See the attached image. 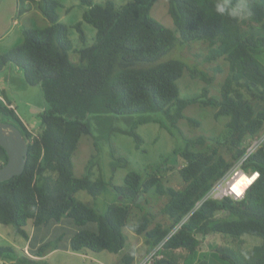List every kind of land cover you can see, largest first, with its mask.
Listing matches in <instances>:
<instances>
[{"label":"trees","instance_id":"obj_1","mask_svg":"<svg viewBox=\"0 0 264 264\" xmlns=\"http://www.w3.org/2000/svg\"><path fill=\"white\" fill-rule=\"evenodd\" d=\"M79 1L87 7L83 21L95 28L94 41L75 50L79 63L68 55L72 45L67 25L59 21L61 0H16L15 17L36 7L47 24L22 27L21 41L0 52V69L8 62L16 65L28 84L41 86L48 104L40 113L41 131L33 133L11 102L0 100V120L13 123L27 142L23 171L0 182V223L10 224L13 234L25 238L31 250L19 255L15 245L0 244L1 264H7L6 259L10 264H49L44 256L57 244L45 237L31 249L34 232L29 236L25 227L31 222L33 229L48 230L63 220L74 225L68 238L73 252L123 251L121 264H133L137 255L132 247L124 249L125 228L143 237L147 251L156 249L150 264H187L173 251L184 249L193 257L200 237L211 232L233 238L259 237L261 242L245 251L223 246L215 250L225 264H264V143L241 165L244 171H258L241 198L202 200L213 182L245 153L248 137L264 131V64L258 59L264 54V0H248L253 14L244 21L216 17L213 0H168L177 36L149 15L156 0H127L122 5L113 0L103 4ZM81 25L78 21L74 27L83 41ZM176 40L204 42L205 60L214 64V72L222 68L213 61H225L228 72L217 95L210 93L215 74L189 69L204 85L198 94L180 96L177 80L188 66L180 59L158 61ZM190 104L211 106L214 119H227L218 134L189 136L184 146L173 148L180 166L167 168L176 170L180 187L168 184L155 170L143 174L135 168L126 172L122 183H114L116 169L128 160L111 147L109 178L94 176L91 162L83 175L74 174L72 157L81 137L91 135L90 116L99 130L104 120L112 118L110 114L163 112L169 122L164 127L172 134L171 128L185 117L183 111ZM185 119L190 125H200L197 119ZM148 121L164 125L150 115L137 124ZM137 124L116 130L131 136L136 148L142 143ZM103 132L101 137H108ZM0 155L2 166L6 153L1 146ZM78 190L94 197L111 193L114 198L98 212L75 198ZM146 194L166 200L154 212L142 205L149 203ZM60 239L57 235L54 242ZM193 262L188 264H208L200 259Z\"/></svg>","mask_w":264,"mask_h":264},{"label":"rangeland","instance_id":"obj_2","mask_svg":"<svg viewBox=\"0 0 264 264\" xmlns=\"http://www.w3.org/2000/svg\"><path fill=\"white\" fill-rule=\"evenodd\" d=\"M92 1L94 3L103 4L106 0ZM113 1L116 5H122L127 0ZM61 2L63 6L58 8L59 21L67 25L68 37L72 45L71 49L68 51V55L73 62L79 63L78 53L75 50L88 46L94 41L95 28L91 24L83 21L82 14L87 7L79 0H61ZM168 8V0H156L149 10V15L168 28L174 30L177 36L178 32L168 12ZM14 14L15 11L11 15L10 22L6 23V28L3 29L4 35L0 39V51L8 50L9 47L11 48L21 41L20 39L17 41L15 40L18 32L21 33L22 27H39L47 23L46 18L40 11L37 13H22L17 17H15ZM29 17H31L32 20L29 21ZM14 19L15 21L13 22ZM78 21H82L81 27L84 32L83 41L80 40L79 33L74 27V24ZM0 32H2V28ZM207 52L208 48H206L205 43L201 40L186 43H180L179 40H176L174 45L158 60L161 62L167 59H180L188 66V69H184L182 75L177 80L181 97L198 94L204 85L202 79L190 75L189 69L201 71L203 73L208 71V73L215 74L214 80L210 86V93L216 95L219 93L221 83L228 72V67L223 59H215L213 62L220 64L222 72H214L211 69V66H214V64L207 63L205 60ZM258 59L264 64V54L259 55ZM4 66V73L6 75L2 77V88L4 86L5 89L2 91L4 99L14 104L17 115L23 123L29 126V129L33 133L40 132L42 128L40 113L48 107L41 86L39 84H28L24 79L22 71L19 68L18 70H14L16 65L8 62ZM2 102L4 103L3 100ZM213 111L214 109L211 106L206 107L200 106L199 104L188 105L183 111L185 117L189 116L199 120L200 125H190L184 117L183 119L177 120V125L171 128L172 134L164 127L165 125H169V122L163 112L136 113L125 116L110 114L109 116H112V118L104 120V125H102L99 130L97 129L98 125L95 122V118L92 119V116H90L91 135L82 136L80 139V144L72 157L73 172L76 176L83 175L86 165L91 162L94 163L92 167L94 176L101 175L104 178H109L112 175L111 166L113 163V158L110 155L111 147L115 149L116 155L126 157L128 160L126 166L116 169L112 179L114 183H122V179L126 172L131 168H135L139 169L143 174L147 171L155 170L168 184L180 187L182 181L176 170L167 168L168 165H173L177 168L180 166L179 157L175 158L176 155H174L172 150L174 147L178 148L184 146L186 137H194L199 134L210 137L214 134H218L223 128L224 120L227 118L222 117L221 119H214ZM147 115L154 117L159 122H163L164 125L153 121L137 124V121ZM0 118L3 119L1 115ZM135 122L137 124L136 131L142 137V143L138 148L135 147V142L131 136L116 131L117 129L129 128L134 125ZM177 130L181 131L182 134L177 132ZM101 131H104V135L108 137H101ZM206 143L209 144V141H206ZM221 150L223 151V149ZM74 196L78 200L89 203L98 212H103L107 203L111 202L114 198L111 193L100 194L94 197L85 190L76 191ZM144 196L148 199L149 203L145 204L143 202V207L154 212L158 211L166 200L164 196L157 197L151 194H146ZM135 210L139 212L137 208ZM73 226V224L71 225L66 220H63L51 226L48 230H44L43 227L36 228L37 234H41L42 237L51 239L52 243H55V245L57 244L55 249L44 256V260L47 263L121 264L120 257L123 251L118 253H111L105 250L99 252L86 251L84 253L73 252L68 242V238L74 230ZM25 228L28 234L33 232L31 222H28ZM123 232H125L126 235L124 249L126 250L130 247L136 249L137 255L135 261L147 256L149 251L146 249L143 237L135 234L128 228H125ZM0 233L2 234L0 244H13L15 247H18L19 255L25 253L19 250L23 249V245L26 242L25 238L15 236L10 224L0 223ZM58 234L61 235V239L56 243L54 242V238ZM200 239V245L198 250L193 252V257L191 253H188L184 249L174 250L173 252L180 256L179 260L181 262L187 264L191 262V259H193V263L198 262V259H200L205 260L208 264H225L226 262L224 260L218 258L215 250L216 247L223 246L238 251H245L261 242L259 237L249 234H244L239 238H233L228 234L219 232H211L204 237H200ZM212 251H214L215 254H211ZM5 262L10 264L11 260L6 259Z\"/></svg>","mask_w":264,"mask_h":264},{"label":"built area","instance_id":"obj_3","mask_svg":"<svg viewBox=\"0 0 264 264\" xmlns=\"http://www.w3.org/2000/svg\"><path fill=\"white\" fill-rule=\"evenodd\" d=\"M246 142V150L245 153L218 179H216L209 190L202 197V200L207 198L211 199H220L226 196L231 197L232 199H239L243 196L244 191L247 187L243 188L241 193H237L234 190L233 184L235 180L239 177L240 174H245L248 177L252 178L251 182L254 181L258 176V171L255 170H247L244 171L241 167L243 161L246 157L253 152L258 146L264 143V131L258 137H248ZM161 244L158 245V247ZM156 249L149 251L147 256L144 258L134 261L133 264H150L153 259V255L156 252ZM28 254V252L26 251Z\"/></svg>","mask_w":264,"mask_h":264},{"label":"water","instance_id":"obj_4","mask_svg":"<svg viewBox=\"0 0 264 264\" xmlns=\"http://www.w3.org/2000/svg\"><path fill=\"white\" fill-rule=\"evenodd\" d=\"M0 146L6 153V162L0 166V182L19 175L27 156V142L20 131L10 121L0 120Z\"/></svg>","mask_w":264,"mask_h":264},{"label":"crops","instance_id":"obj_5","mask_svg":"<svg viewBox=\"0 0 264 264\" xmlns=\"http://www.w3.org/2000/svg\"><path fill=\"white\" fill-rule=\"evenodd\" d=\"M16 11V0H0V29L2 28V32H0V39L3 37V29L6 28V23H9L10 19H11V15L12 13ZM39 10L36 8V7H31L27 12L25 13H30V12H38ZM23 13V14H25ZM29 21L32 20L31 17H29L28 19ZM15 21V19L13 20V22ZM47 21V20H46ZM12 22V23H13ZM47 24V23H46ZM45 24V25H46ZM44 26V25H43ZM40 27V26H39ZM22 38V33H19L18 32V35L16 36V40L17 41L18 39L21 40ZM19 40V41H20ZM14 46V45H13ZM10 48V47H9ZM1 52V51H0ZM5 67V66H4ZM4 67L0 69V100H4V96L2 95V91H4V86L2 88V77L3 76H6L5 73H4ZM14 69V68H13ZM14 70H18V67L15 66V69ZM11 106L14 107L15 109V106L14 104L11 102ZM0 162H1V155H0ZM32 225V224H31ZM33 232H34V237L32 238V246L30 247L31 249H35V247L42 241V239H45L44 237L41 236V234H37L36 233V229H33ZM32 232V233H33ZM30 233L29 236L32 234ZM60 235V234H58ZM0 238H2V234L0 233ZM18 248V247H17ZM28 241L26 240L25 244L23 245V250L24 252L26 253V251L28 252ZM22 252V251H21ZM49 253V252H48ZM47 253V254H48ZM46 254V255H47ZM45 255V256H46ZM1 263H2V259H0Z\"/></svg>","mask_w":264,"mask_h":264},{"label":"clouds","instance_id":"obj_6","mask_svg":"<svg viewBox=\"0 0 264 264\" xmlns=\"http://www.w3.org/2000/svg\"><path fill=\"white\" fill-rule=\"evenodd\" d=\"M213 12L216 17L234 21L247 20L253 14L248 0H213Z\"/></svg>","mask_w":264,"mask_h":264},{"label":"bare ground","instance_id":"obj_7","mask_svg":"<svg viewBox=\"0 0 264 264\" xmlns=\"http://www.w3.org/2000/svg\"><path fill=\"white\" fill-rule=\"evenodd\" d=\"M252 178L248 177L245 174H240L239 177L235 180L233 187L237 193H241L244 187H248L252 182Z\"/></svg>","mask_w":264,"mask_h":264}]
</instances>
